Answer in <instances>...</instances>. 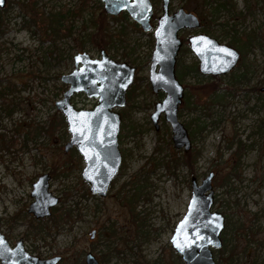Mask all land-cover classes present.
Listing matches in <instances>:
<instances>
[{
    "label": "rangeland",
    "instance_id": "374dc122",
    "mask_svg": "<svg viewBox=\"0 0 264 264\" xmlns=\"http://www.w3.org/2000/svg\"><path fill=\"white\" fill-rule=\"evenodd\" d=\"M151 1L155 8L156 0ZM83 2L7 0L0 8V91L4 92L0 94V230L12 246L22 239L32 255L62 256L59 264H85L88 253L100 264H184L171 238L187 211L192 177L201 183L214 171L213 210L226 217L223 247L213 249L216 263L264 264V93L260 91L264 0H230L233 6L221 7L213 15L204 12L215 20L208 34L226 43L235 39L244 48L242 53L234 45L242 57L229 74L215 77L200 72L187 38L203 32V23L199 29L180 33L185 43L177 58V76L190 108L183 110L181 105L179 117L197 154L192 169L184 148H175L164 115L158 130L151 120L156 103L165 97L164 92H153L149 81L154 30L143 31L124 13L116 17L105 13L101 0L100 7L88 0L86 10L59 29L48 19L52 12L78 11ZM198 4L172 0L170 9L183 7L199 16ZM157 7L159 16L161 0ZM94 19L102 22L98 31L91 27ZM122 30L125 41L119 40ZM102 48L115 60L137 68L132 100L119 109L124 118L119 137L121 170L103 198L92 194L83 180V156L75 148L65 151L68 125L34 136L36 128L46 129L60 118L56 102L68 88L61 77L74 70V56L87 51L98 58ZM214 82L222 98L204 89ZM72 103L78 109H92L97 99L78 93ZM229 172V181L223 183ZM44 173L51 175L49 190L60 200L52 212L59 208L65 213L55 227H50L52 215L36 219L28 211L34 201L33 183ZM39 220L46 228L42 232L32 229ZM114 228L116 236H112ZM94 229L96 237L91 239Z\"/></svg>",
    "mask_w": 264,
    "mask_h": 264
},
{
    "label": "water",
    "instance_id": "95a60500",
    "mask_svg": "<svg viewBox=\"0 0 264 264\" xmlns=\"http://www.w3.org/2000/svg\"><path fill=\"white\" fill-rule=\"evenodd\" d=\"M104 12L118 16L126 12L145 32L154 30L155 45L151 57L149 81L153 92H164L151 114L155 129L164 119L172 128V140L176 149L189 152L193 142L185 124L180 120L179 109L185 97V86L177 76V58L184 40L180 32L202 27L200 17L181 7L171 12L172 0H161L162 13L156 26L152 23L154 4L151 0H101ZM7 0H0V8ZM190 49L199 59V70L203 75L223 76L231 73L241 59V52L226 42L204 32L187 38ZM228 50V51H225ZM233 53L229 55L228 52ZM74 70L62 75V82L68 85L56 107L65 116L70 139L65 144L68 152L75 147L85 160L82 170L83 180L90 185V192L106 197L117 177L123 156L119 148L122 125L120 108L127 104V92L135 82L137 68L127 62L112 58L105 49L98 58L87 51L74 56ZM264 93V87L260 88ZM85 93L96 98L92 109H78L72 97ZM215 172L211 171L201 183L192 178V196L183 218L177 224L171 238L172 248L181 256L184 264H217L213 249L223 247L222 233L226 226L223 213L213 210ZM51 175L44 173L33 183L31 192L34 201L29 213L36 219L52 214V208L60 202L59 197L49 190ZM94 229L91 239L96 237ZM62 256L41 258L30 254L19 240L12 246L7 236L0 230L1 264H59ZM85 264H100L98 258L88 253Z\"/></svg>",
    "mask_w": 264,
    "mask_h": 264
},
{
    "label": "trees",
    "instance_id": "16d2710c",
    "mask_svg": "<svg viewBox=\"0 0 264 264\" xmlns=\"http://www.w3.org/2000/svg\"><path fill=\"white\" fill-rule=\"evenodd\" d=\"M88 0H85V2H83L84 4L81 5L80 9L78 11H72L70 9L64 10V11H59V12H52L50 17L48 19H51V21L55 24V27L57 29H59V27L65 22V21H72L76 16H80L85 10H86V5ZM159 0H156V6H155V13H154V17L152 22H155V20L158 17V13L159 12V8L157 7V3ZM194 1L197 5L198 2H200L201 4V11H199V17L202 20V23L204 24L202 31L205 33H210L212 32L210 30L211 26L215 23V20L213 18H209L207 13L204 12H209L210 15H213L215 11H219L221 9V7H227V6H233L232 2H230V0H226L223 4H219L218 0H192ZM95 2H97V6L100 7V0H95ZM216 4V5H215ZM30 10L33 9L34 10V16L36 17L37 15V11L35 9V6L31 5V7L29 8ZM189 9V7H188ZM196 9V8H194ZM212 9V10H209ZM124 16L127 17L129 16L127 13H124ZM38 18L33 19V21H37ZM91 22V27L95 30L98 31V29L100 27H102V22H98L97 20H90ZM138 25V24H136ZM3 24L0 25V36L3 34L2 28ZM92 34H90L91 36ZM96 36V34H93ZM111 38H113V34L112 32H110ZM119 35H121V38H119L120 41H125V39H123L122 37L125 36V32L122 30L119 32ZM116 41V40H115ZM114 41V42H115ZM248 43H252L253 42V37L248 35ZM238 42L234 39L231 40L229 42V44L231 45H237ZM101 44H98V47ZM239 49L242 51V53L244 52V48L241 46H238ZM1 45H0V51H1ZM103 49V48H102ZM101 49V50H102ZM1 54V53H0ZM181 73V72H180ZM217 88H218V84L217 82L211 83L208 86L204 87V89L206 90L207 93L209 94H213L215 96H217V98H222L223 96L217 94ZM136 89V85L134 84L133 87H131V89L128 91V101L131 102L132 100V93L134 92V90ZM0 94L3 95L4 92L0 91ZM183 110L185 109H189L190 108V103L188 100H184L183 104ZM192 109V108H191ZM13 108L12 107H7V113L10 114L12 112ZM56 125H62L63 127H66V119L65 116H63L62 114H60V118L58 119V121L54 122V123H50L48 125V128H43V127H39L35 129V135L34 136H39L41 134V132L44 130L45 132H48L49 134H51V132H53L56 128ZM34 136H32L31 138L34 140ZM26 143V141L24 142ZM193 150V149H192ZM189 151L185 154V157L187 158V163L190 166V168H193V164H194V160H195V156L197 154H195L196 152L194 151ZM77 151V150H76ZM176 162V160H175ZM177 163V162H176ZM231 175V172L227 173L224 178H223V183H227L229 180V177ZM193 178V177H192ZM135 198L137 199L138 196L135 195ZM134 213V212H133ZM64 216L65 213H63V211L59 208H55L52 212V217L50 219V227H55V226H59L62 221L64 220ZM42 220L37 221V224H33V230H35L36 232H42L44 231V229H46L43 225H42ZM116 228H114V230L112 231V236H116ZM105 254V253H104ZM178 258L181 259V257L178 255Z\"/></svg>",
    "mask_w": 264,
    "mask_h": 264
},
{
    "label": "flooded vegetation",
    "instance_id": "af4514ba",
    "mask_svg": "<svg viewBox=\"0 0 264 264\" xmlns=\"http://www.w3.org/2000/svg\"><path fill=\"white\" fill-rule=\"evenodd\" d=\"M183 47V46H182ZM240 51V50H239ZM241 52V51H240ZM241 57H242V54H241ZM241 60V59H240ZM240 62V61H239ZM261 91V90H260ZM262 92V91H261ZM128 94V93H127ZM127 103H128V96H127ZM127 105V104H126ZM120 111V110H119ZM121 112V111H120ZM121 114H122V112H121ZM122 118H123V114H122ZM124 119V118H123ZM122 123H123V121H122ZM121 132V131H120ZM119 137H120V135H119ZM73 148H75V147H73ZM75 150H77L76 148H75ZM78 151V150H77ZM122 153V152H121ZM123 156V155H122ZM122 162H123V160H122ZM122 166V165H121ZM120 170H121V168H120ZM120 172V171H119ZM119 174V173H118ZM202 182V181H201ZM112 185H113V183H112ZM112 185H111V187H112ZM214 186V185H213ZM110 187V188H111ZM109 193V192H108ZM215 198V197H214ZM215 202V201H214ZM189 205V204H188ZM213 209V208H212Z\"/></svg>",
    "mask_w": 264,
    "mask_h": 264
},
{
    "label": "snow or ice",
    "instance_id": "6c2138e0",
    "mask_svg": "<svg viewBox=\"0 0 264 264\" xmlns=\"http://www.w3.org/2000/svg\"><path fill=\"white\" fill-rule=\"evenodd\" d=\"M225 51H228V50L225 49ZM228 54H229V55H233V53H231L230 51L228 52Z\"/></svg>",
    "mask_w": 264,
    "mask_h": 264
}]
</instances>
